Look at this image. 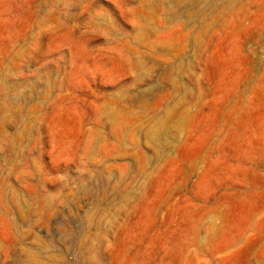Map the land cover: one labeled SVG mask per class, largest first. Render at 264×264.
Segmentation results:
<instances>
[{"label": "rangeland", "instance_id": "obj_1", "mask_svg": "<svg viewBox=\"0 0 264 264\" xmlns=\"http://www.w3.org/2000/svg\"><path fill=\"white\" fill-rule=\"evenodd\" d=\"M0 264H264V0H0Z\"/></svg>", "mask_w": 264, "mask_h": 264}]
</instances>
